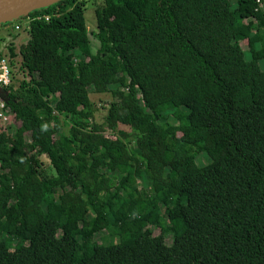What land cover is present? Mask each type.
Segmentation results:
<instances>
[{"label":"trees","instance_id":"trees-1","mask_svg":"<svg viewBox=\"0 0 264 264\" xmlns=\"http://www.w3.org/2000/svg\"><path fill=\"white\" fill-rule=\"evenodd\" d=\"M84 5L13 23L0 264H264V0Z\"/></svg>","mask_w":264,"mask_h":264},{"label":"rangeland","instance_id":"rangeland-1","mask_svg":"<svg viewBox=\"0 0 264 264\" xmlns=\"http://www.w3.org/2000/svg\"><path fill=\"white\" fill-rule=\"evenodd\" d=\"M78 1H81L85 4L84 5L85 6V8H84V20H85L88 31L91 32L95 29L94 11L97 8V6H99L100 0H78ZM233 3H234V1H232V4ZM13 23H15V21ZM27 32H28L27 23L23 22L21 29L18 31L16 43H14V45H13L15 48V51H16V55L19 54L18 51H19L20 44L25 43L28 40V33ZM252 41H253V39L250 40V42H252ZM92 42H93V46L96 47L97 42L94 40H92ZM243 44H244V46L247 45V43L245 42V43L240 44L241 47H244ZM253 68H254L255 72H259L260 70L263 71L264 70V62L258 63V65H255ZM19 76H21V75H19ZM89 98L95 107L94 122L96 124L100 125L104 122L106 110H107L112 98L109 94L97 95L91 91H89ZM180 110L183 111V109H180ZM11 120H12V115L9 118L8 122H5L4 124H0V132L5 131V129L9 127ZM168 121L171 123L175 122V120L173 118L168 119ZM59 128L61 130V134L67 135L69 132V129H70V124L67 121L60 120ZM118 130L122 131L123 133L128 135V139L126 141L127 143L133 142V140H131V131L127 127L120 126L118 128ZM197 159H198L199 163H203L205 161L202 156L198 157ZM40 162H42V169L44 171L45 176L47 177L46 179L54 177V171L50 167L48 159L45 156H41ZM40 182H41V184L39 186L40 192L43 193V191H45L46 187L44 185V181H40ZM97 238H98V242L102 243L105 239V235L100 234Z\"/></svg>","mask_w":264,"mask_h":264},{"label":"built area","instance_id":"built-area-1","mask_svg":"<svg viewBox=\"0 0 264 264\" xmlns=\"http://www.w3.org/2000/svg\"><path fill=\"white\" fill-rule=\"evenodd\" d=\"M20 30L19 26L12 23L0 26V124L9 121L11 113L9 112L6 101V89L13 85L14 80L19 74V58L12 59L9 55V49L16 43V33ZM17 59V60H16Z\"/></svg>","mask_w":264,"mask_h":264},{"label":"water","instance_id":"water-1","mask_svg":"<svg viewBox=\"0 0 264 264\" xmlns=\"http://www.w3.org/2000/svg\"><path fill=\"white\" fill-rule=\"evenodd\" d=\"M59 1L61 0H0V26L17 21L33 11L47 8Z\"/></svg>","mask_w":264,"mask_h":264}]
</instances>
